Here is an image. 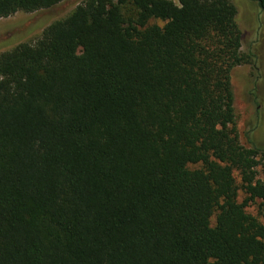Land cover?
Returning <instances> with one entry per match:
<instances>
[{
	"label": "trees",
	"instance_id": "16d2710c",
	"mask_svg": "<svg viewBox=\"0 0 264 264\" xmlns=\"http://www.w3.org/2000/svg\"><path fill=\"white\" fill-rule=\"evenodd\" d=\"M67 1L0 0V19ZM237 14L84 0L0 55V264H264V212L248 213L264 206V150L241 144L231 83L253 62Z\"/></svg>",
	"mask_w": 264,
	"mask_h": 264
},
{
	"label": "rangeland",
	"instance_id": "374dc122",
	"mask_svg": "<svg viewBox=\"0 0 264 264\" xmlns=\"http://www.w3.org/2000/svg\"><path fill=\"white\" fill-rule=\"evenodd\" d=\"M84 0H69L53 9L34 14L19 13L0 19V55L20 44H35L47 27L65 19ZM178 4V0H173ZM237 8V22L243 35L242 52L252 57L249 65L231 72L234 108L241 144L264 150V10L253 0H230ZM150 25L163 27L160 21ZM237 183L240 185L238 174ZM240 193V201L245 199ZM261 202L249 207L248 213L262 219ZM214 221V220H213Z\"/></svg>",
	"mask_w": 264,
	"mask_h": 264
}]
</instances>
